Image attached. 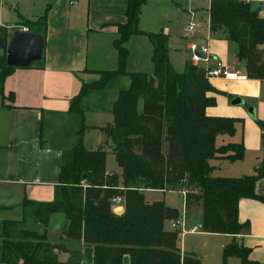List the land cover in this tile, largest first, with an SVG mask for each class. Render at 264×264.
<instances>
[{
	"label": "trees",
	"instance_id": "obj_1",
	"mask_svg": "<svg viewBox=\"0 0 264 264\" xmlns=\"http://www.w3.org/2000/svg\"><path fill=\"white\" fill-rule=\"evenodd\" d=\"M147 1L129 0L126 22L117 26L118 68L101 71L100 79L85 83L71 102L70 112L84 119V102L92 93H107L124 78L131 81L129 87L119 89L113 122L101 128L112 142L121 175L107 174L108 152L85 147L84 134L92 127L83 125L79 143L63 154L55 199L48 206L46 222L52 214L63 213L70 222L63 241L81 240L83 250L70 252L63 244L49 241L46 234L19 229L25 219L6 220L1 226L0 264H202L201 259L182 253L179 230H165L167 220L180 218L178 210L163 201L148 203L146 190L185 193L188 207L202 209L205 232L237 236L249 231V224L239 221V203L242 199L264 202L256 192L263 175L213 176L214 161L245 158L243 141L224 143L236 135L239 120L207 115L215 104L210 96L215 90L205 73L190 62L178 72L170 60L169 36L141 30ZM208 15L212 34L222 33L238 44L237 58L246 63L248 76L264 79L260 10L247 0H211ZM22 23L42 35L46 46L48 11L37 21ZM139 36L148 37L153 46L151 73L128 71L127 44ZM8 40L7 27L0 26V48L5 50L0 57L2 95L6 78L15 70L7 66ZM117 196L125 198L121 214L111 207ZM60 253L69 254L68 260L62 261ZM249 253L233 243L225 249L224 258L236 256L242 264H254Z\"/></svg>",
	"mask_w": 264,
	"mask_h": 264
},
{
	"label": "crops",
	"instance_id": "obj_2",
	"mask_svg": "<svg viewBox=\"0 0 264 264\" xmlns=\"http://www.w3.org/2000/svg\"><path fill=\"white\" fill-rule=\"evenodd\" d=\"M207 1L208 8L203 10L206 16L211 4V0ZM16 2L9 8L18 6L20 22L14 27L2 25L7 27L9 39L16 31L28 29L23 26L24 20L37 21L47 11L48 29L43 62L34 63L30 68L15 69L6 78L4 93L0 94V215L4 218L1 226L6 220L25 219V223L20 225L23 229L46 234L49 241L61 242L70 252L79 253L83 250V241L75 239L63 241V236L70 225L63 213L52 214L48 223L46 222L48 206L55 199V187L60 178L63 154L79 143V131L83 125L92 127L84 134V145L88 150L95 151L101 148L106 150L105 145H108L112 153V142L106 139L101 128L114 120L112 107L118 98L119 90L112 89L103 94L92 93L85 102L95 105H88L85 108L84 119L70 112V106L85 83L99 80L101 71H114L118 68V51L115 48V41L119 37L117 26L126 22L125 13L129 0H24V2L16 0ZM174 4H176L174 0H148L143 6L140 18L141 30L146 33L163 31L169 36V46L174 38L173 23L170 19L177 18L175 15L179 12ZM260 5L264 9V5ZM252 8L260 10V17L264 18L262 8ZM183 12L184 9L182 14ZM42 13L44 14L40 16ZM207 20L210 30L209 16ZM28 32L31 31L28 29ZM186 35L181 37V40L178 39L179 48L187 55L183 64L184 70L189 61L188 45L191 42L209 44L210 37L226 38L222 33L212 34L211 31L207 39L205 37L193 39ZM127 46L131 52L128 71L151 73L153 46L149 38L134 37ZM261 49L264 52V45ZM215 51L218 53V47ZM234 51L236 55L232 65L226 67L230 71L246 76V79L210 78L209 81L216 88L219 87L216 81L222 82L227 92H223L226 96L217 97L219 105L215 112L209 109L206 112L211 117L243 120V123L237 122V133L229 142L243 141L246 155L244 160L237 162L214 161L213 176L241 178L262 174L257 182L256 192L264 197V79L250 78L246 63L237 58L239 46L238 50L236 48ZM4 54L5 50L0 48V57ZM215 59L217 60L216 57ZM170 60L178 72H183L175 64L171 53ZM131 67L136 70H129ZM130 84V79L124 78L119 89L129 87ZM210 96L214 97V93ZM236 98H241L247 105H233ZM249 108H253L254 112L249 113ZM94 134H97L95 141L92 140ZM113 156L115 157L114 154ZM107 172L108 175H121L120 167L118 173H114L107 166ZM149 191H158L161 194L150 201L146 198ZM170 192L182 195L183 211L178 220L165 222V230H179L182 222L189 228L201 227L202 209L199 206L188 207L185 193L146 190L144 194L148 203L164 199L168 207L175 209L167 201V193ZM111 207L113 212L123 213L125 198L121 211H115L112 203ZM12 212L13 218L3 215ZM239 221L242 224H249L250 229L237 236L209 233L203 229L196 233L183 234L184 232L179 230L181 237L178 246L183 254L201 259L202 264H242L239 257L224 258L225 249L236 243L249 249L251 262L264 264V202L242 199L239 203ZM188 236L195 238L189 240ZM0 240L2 243L1 238ZM68 258L69 254L60 253L62 261H67Z\"/></svg>",
	"mask_w": 264,
	"mask_h": 264
},
{
	"label": "rangeland",
	"instance_id": "obj_3",
	"mask_svg": "<svg viewBox=\"0 0 264 264\" xmlns=\"http://www.w3.org/2000/svg\"><path fill=\"white\" fill-rule=\"evenodd\" d=\"M175 3L174 6L177 8V10L179 12H177V14L175 15L177 18L175 17H171V21L173 23L172 28H173V35L174 38L172 39L171 43H170V53L172 54V57L174 58V62L175 64L178 66L179 70H183V64L185 62V59L187 57V55L182 52L181 48H179V43L181 40V37L186 36L187 37H192L193 39L196 37L197 39H200L201 37H205L206 39L209 36L210 30L208 28V20H207V16H209L207 14V16L203 13L205 11V8H208V1L207 0H174ZM259 0H252V7L254 8H262L263 10V14H264V9L263 6H261L258 2ZM22 2H24V0H22ZM16 2V0H0V26L2 25H8V26H15L18 22H20V17L17 13L18 11V6L15 5L14 8H9L10 5H14ZM25 4V3H24ZM22 4V5H24ZM182 9H184V12L182 14ZM193 11L194 15H195V24L198 25L200 24V28L197 29V32H195L194 34H190L187 32V25H189V23H191L190 21V16L188 15V10ZM204 10V11H203ZM44 13H42L40 16H42ZM181 14V16H180ZM193 19V18H192ZM25 21V20H24ZM216 36V35H215ZM179 39V40H178ZM177 44V45H175ZM175 45V47H174ZM216 46V48H215ZM209 47H210V53L213 57H216L218 62L221 63L224 66H231L232 65V60L234 59V56L236 55V52L234 51L236 48L238 50V45L228 39H223V38H218V37H210V43H209ZM218 47V53H215V49H217ZM181 50V51H179ZM226 60V62L224 61ZM187 63L189 64V61H187ZM186 63V65H187ZM136 68V67H135ZM202 70V68H199ZM129 70H136L134 69V67L129 68ZM204 72V70H202ZM205 73V72H204ZM206 76V75H205ZM212 79H216V78H212ZM219 85L218 88H216L211 82V85L214 87V101L215 104L210 106L208 109L211 110L212 112H215L218 107L219 104H217V97L219 98L220 96H226L224 95L225 93L223 92H227L225 91V86H222V82L220 81H216ZM119 85L117 84L113 89H118L119 90ZM220 88V89H219ZM89 106H93L95 104H92L91 102H85L84 104V108H87ZM102 117H106V116H102ZM110 117V116H109ZM91 119V118H89ZM239 122L243 123V120L238 119ZM92 140L95 141L97 140V134H94L92 136ZM231 139L230 138H225L224 139V143H228ZM221 143V141H219V144ZM106 148V152H108V156H107V166L108 169L113 171L114 173H118V164L116 161V158L113 156L112 153H110V150L108 149L109 146L105 145ZM161 193L158 191H149L146 193V198L150 201H152L153 199L157 198ZM162 196V195H161ZM164 196V195H163ZM164 200V199H163ZM162 200V201H163ZM167 201L168 203H170L172 206H174V208L176 210H178L180 217L182 215V211H183V199H182V195H179L176 192H170L167 193ZM164 202V201H163ZM3 215H7L9 216V218H13L11 216H13V212L12 213H3ZM2 215H0V234H1V221L4 219L3 217H1ZM19 229L22 228V226H18ZM185 234V233H183ZM181 237V236H180ZM189 240H191V238H195L194 236H188L187 237ZM1 240H0V247H1ZM57 244H62L57 243Z\"/></svg>",
	"mask_w": 264,
	"mask_h": 264
},
{
	"label": "built area",
	"instance_id": "obj_4",
	"mask_svg": "<svg viewBox=\"0 0 264 264\" xmlns=\"http://www.w3.org/2000/svg\"><path fill=\"white\" fill-rule=\"evenodd\" d=\"M251 2L252 0H247ZM260 4L264 5V0L258 1ZM188 15L190 16L189 25H187L186 29L187 32L190 34H194L197 32V29L200 28V24H195V15L191 10H188ZM193 18V19H192ZM24 31H28L25 29ZM188 52H189V62L198 68H202L204 70L205 75L208 79L210 78H226V79H236V80H245L246 76L241 75L239 73L230 71L228 67L219 63L215 57H213L210 53V47L208 43H197L191 42L188 45ZM113 209L117 212L121 211L124 208V198L121 196L114 197L111 200ZM176 228V227H175ZM202 229V226H194V227H187L185 222L180 224V231L181 232H189V233H196Z\"/></svg>",
	"mask_w": 264,
	"mask_h": 264
},
{
	"label": "water",
	"instance_id": "obj_5",
	"mask_svg": "<svg viewBox=\"0 0 264 264\" xmlns=\"http://www.w3.org/2000/svg\"><path fill=\"white\" fill-rule=\"evenodd\" d=\"M45 49V39L42 35L28 32L16 31L8 41L7 66L10 68H29L34 63L43 60ZM233 105H244L241 98H236ZM253 108H249V113H253Z\"/></svg>",
	"mask_w": 264,
	"mask_h": 264
}]
</instances>
